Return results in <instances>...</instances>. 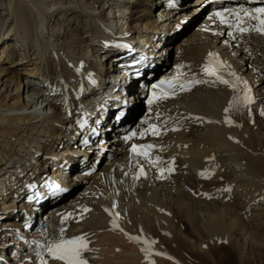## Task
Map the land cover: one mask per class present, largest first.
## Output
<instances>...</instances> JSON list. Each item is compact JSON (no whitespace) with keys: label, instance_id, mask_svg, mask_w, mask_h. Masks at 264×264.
Wrapping results in <instances>:
<instances>
[{"label":"bare ground","instance_id":"6f19581e","mask_svg":"<svg viewBox=\"0 0 264 264\" xmlns=\"http://www.w3.org/2000/svg\"><path fill=\"white\" fill-rule=\"evenodd\" d=\"M141 1V8L129 10V20L135 27L142 20L152 27L140 36L109 43L106 34L111 30L107 26L113 23L117 27L110 8L121 6L117 10L122 17L128 0H0V52L7 58L0 62V74L12 76L2 82V90L6 89L3 98L5 92L0 88V264H39L36 256L47 264H63L45 249L49 234L45 235L44 218L38 217L40 210L35 206L53 205L67 193V169L76 170L75 181L79 176L90 179L92 184L83 186V192L97 195L93 202L72 199L69 211L53 207L63 218L64 231L57 238L51 235L48 244L61 238L84 237L87 264H186L189 253L209 258L212 248L217 251L219 245L233 253L239 264L264 253V233L258 235L256 231L264 230V133L250 131L243 118L238 122L230 114L238 111L233 97L236 93L204 72L209 53H214L225 65L219 75L226 79L233 72L239 82L246 77L251 103L264 113V46H253L248 37L258 22L245 18L243 26L249 31L239 33L214 15L227 6L241 16L242 9L252 14L256 8H264V0H191L185 4L172 0L169 5L158 1L167 28L158 23L162 16L151 18L157 0ZM186 7L191 9L186 12ZM67 9L81 23L59 44L63 22L53 27L50 17ZM202 11L207 12L197 27L174 43L172 49L180 53L172 70L164 73L202 82L188 92L151 105L144 104L142 98L140 123L135 130H128V120L123 116L133 97L138 94L140 98L143 90L136 83L147 73L156 74L164 56L170 54L155 47L166 40L169 48L187 29L173 34L181 30L183 19L192 21ZM228 20L233 17L228 16ZM253 33L255 42L256 31ZM89 46L92 54L87 56L83 52ZM101 54L107 57L105 63L94 66ZM14 56L24 64L22 75L8 64L15 61ZM214 65L213 58L210 66ZM92 68L102 75L91 77ZM135 68L138 73L143 71L142 77L134 79L127 73ZM116 71L123 75L118 77ZM59 91L63 92L62 99L54 96ZM43 101L51 114L36 110ZM230 102L232 107L226 113ZM119 115L122 122L118 123L113 119ZM150 125H156L160 135L148 132L141 137ZM126 136L131 139L125 140ZM95 137L102 140L82 146L83 152L96 149L92 165L86 163V155L73 158L68 154L72 145L92 143ZM144 143L154 146L149 155L153 160L160 158L157 166L131 152L133 144ZM23 159L27 173L14 170ZM44 161L63 173L55 175L51 166L39 164ZM169 164L172 171L161 174L160 168L167 169ZM95 167L100 170L92 173ZM141 168L144 174L136 178ZM43 171L51 178L43 179ZM80 210H85L84 216ZM89 211L92 218H88ZM243 216L253 228L242 222ZM30 219L32 230H22ZM191 237L194 245L188 247ZM143 240L155 243L145 244ZM145 248L149 251H142ZM6 257L13 262L4 261Z\"/></svg>","mask_w":264,"mask_h":264},{"label":"rangeland","instance_id":"374dc122","mask_svg":"<svg viewBox=\"0 0 264 264\" xmlns=\"http://www.w3.org/2000/svg\"><path fill=\"white\" fill-rule=\"evenodd\" d=\"M124 0H121V2H123ZM129 1V3H126V5H125V14L124 15H122V17H120V14H119V11L117 10L118 9V7L120 8L121 6H115L114 8H110L111 10H112V21L113 22H115L116 23V25H117V27L112 23V24H110L111 25V27L110 26H107V28L108 29H110L111 30V33L109 32V33H107L106 34V38L108 39V41L107 42H109L110 43V41H113L114 40V42H116V43H121L122 41H125L126 39H128L129 37H130V39L131 38H133V37H136V36H140L143 32H144V30L145 29H148L147 27L148 26H151L152 27V25H150V24H148V23H146L144 20H142L140 23H139V25H137V27H135L134 25V23H133V21L132 20H129V16H130V14H129V10L130 9H138V8H141L140 6V3L141 4H143L144 2L143 1H138V4H137V0H128ZM159 0H157L156 2H157V4L156 5H154V7H158L159 8V6H161V4L162 3H160V4H158L159 2H158ZM189 1H191V0H183V2L181 3V4H185V3H187V2H189ZM127 2V1H126ZM140 5V6H139ZM153 7V8H154ZM160 9V8H159ZM191 9V7H186L185 9H184V11H189ZM107 10H109V9H107ZM107 12V11H106ZM207 11H202L201 13H200V15L199 16H197V17H195L194 19L192 18V17H188L187 19H193L192 21H188V20H186V19H183V21H182V24H183V22L185 21V23H184V25H182L181 24V30L179 29V30H177V31H175V32H173V34H177V33H181L182 32V29H184V28H187L180 36H179V38H177V39H175L170 45H169V48L167 47L168 46V42H165L164 43V45H162V43L163 42H161V45L157 48V46L155 47V50L157 51H161L163 54H165V53H167V52H170V54H168L167 56L165 55L164 56V59H163V62L162 63H160V65H159V67L157 68V70H156V74L158 73V72H160V71H165V72H162L161 74H163V73H167V72H169L170 70H172V68H173V65H174V62H175V58H176V54H179L180 53V50H177V52H176V54H175V51L172 49V47H173V45H174V43H177V42H180L181 41V39L184 37V35L185 34H187V33H189V32H191L194 28H196L197 27V25L199 24V22L203 19V17L205 16V13H206ZM61 13H63V14H61ZM74 15V13H71V10L70 9H67V10H65V11H60V12H58V13H54L50 18H52V23H53V27H59L60 26V24L63 22V24H62V28H61V30H60V38H59V44H61V42L63 41V40H66L67 39V37L69 36L68 34L71 32V30H72V28H74L76 25H78L79 23H81V19H79V18H76V17H74L73 16ZM73 16V17H72ZM123 16H124V19H123ZM152 19H158V18H156V16H154V11H153V15H152V17H151ZM62 19V20H61ZM70 21V23H68L67 21ZM166 20V19H165ZM123 22V23H122ZM163 22H165V21H163L162 20V24L161 25H164V26H166V28H167V25L168 24H163ZM68 24V25H67ZM191 24V26L189 27V25ZM189 27V28H188ZM70 28V29H69ZM139 29V31H136V30H138ZM170 28V27H169ZM133 30V31H132ZM140 31H142L140 34H137L138 32H140ZM133 32V33H132ZM254 30H252V32L250 31L249 32V34H248V32H247V34H248V37L251 39V41H252V43H253V46H254V44L256 45V46H258V47H260L261 45L262 46H264V44H262V42L264 41L263 39V37H264V34H262V33H258V31H256V33H255V36L257 37V38H255V42H254ZM22 35L23 36H25V33H24V31H22ZM183 36V37H182ZM11 38H16V37H11ZM154 41H162V39H154ZM10 42L13 44V43H15L16 41H15V39L14 40H10ZM18 44V43H17ZM166 46V48H168V49H163L164 47ZM179 52V53H178ZM84 54H87V56H89V55H91L92 54V50H91V47L89 46L88 47V49H87V52L85 51V52H83ZM179 56V55H178ZM15 58H17V56L15 57L14 56V60H15ZM106 58L107 57H104V55L103 54H101L100 56H97L96 57V59H97V61H95L96 63H95V65L94 66H99V65H101L102 63H105L104 61L106 60ZM99 59H102V62H100L99 61ZM3 60H4V62H5V60L7 61V58L5 57V53H1L0 52V62H3ZM25 61V60H24ZM23 61V62H24ZM8 63V62H7ZM9 65H12L11 67H13L14 69L13 70H15V69H17L16 71L19 73V75H22L23 74V72H24V70H23V66H24V64L22 63V61L20 62V61H18V59H16L14 62H12V63H8ZM25 64H27V62H25ZM106 69H109V68H106ZM118 69H121V68H118ZM117 69V70H118ZM91 70V73H90V75H91V77H94L95 79L97 78V77H99V76H101L102 74H100V73H98V72H95V71H93L94 70V68H92V69H90ZM21 72H22V74H21ZM47 72H48V70H47ZM118 71H116V75L119 77V76H122V75H120L121 74V72H119V73H117ZM245 73H247V71H244ZM95 74V75H94ZM6 76L8 77V76H10V78H12V76H11V74L10 73H3V74H0V88H1V92L3 93V92H5V90L6 89H3L2 90V88H3V81L5 80V78H6ZM227 77H229V76H227ZM231 77V78H230ZM229 78H226L227 80H229L230 82L231 81H233L234 80V78L232 77V76H230ZM120 78H122V77H120ZM35 79H37V78H35ZM243 79H244V81H243ZM243 79H241V82H239V81H237L236 82V87L235 88H232V87H230L229 85H228V87L229 88H231L232 89V91L234 92V94L235 95H233V97L234 96H236V97H234L235 98V102H237L238 103V109H236V110H238V111H236L235 113H230L231 115H233L234 114V118L239 122V120L241 121V119L243 118L244 119V122H245V124L246 125H248V127H249V129H250V131H255V132H261L262 134L264 133V118H263V116H264V114H262L261 115V113H263L262 111H258V110H256L254 107H253V104L251 105V104H247V103H245L244 101H243V97H244V95H245V87H246V85H247V78L246 77H243ZM22 80H24L23 78H22ZM239 83H241V84H239ZM138 84V82L136 83V85ZM249 84V83H248ZM250 85H251V83H250ZM263 85V83L261 84V86ZM53 89H55V88H51V89H49L50 91H54ZM254 90L256 89V88H253ZM237 91V92H236ZM61 91H59V92H57L54 96L55 97H57L58 96V98L59 99H62V97H63V92H61ZM53 93V92H52ZM239 93V94H238ZM5 94H6V92L5 93H3V95H1V98H3V96H5ZM61 95V96H59V95ZM25 91L23 92V98H25ZM137 95V97H133L134 99H132V101H133V103L130 105V106H128V110L125 112V114H124V116H123V118L125 117V119H124V121L125 120H128L126 123H128V130H135L136 128H137V126H138V124L140 123L139 122V119H140V117H141V114L143 113V111H144V109H143V103L141 102L142 101V97L141 98H139L138 97V94H136ZM242 97V98H241ZM251 97V96H250ZM130 98H132V97H130ZM236 98H240V100L238 99H236ZM4 100L5 99H3V102H4ZM240 102V103H239ZM243 102V103H242ZM46 104V102H42V104H37V106H36V110L37 111H39V112H41V111H47L48 112V115L49 114H51V112H52V110L51 109H47V107H43V105H45ZM236 103V104H237ZM79 106H80V104H79ZM255 109V110H254ZM10 112V111H9ZM18 113L17 111H11V113ZM239 112V113H238ZM240 112L242 113V115L240 116ZM258 114H257V113ZM259 115H260V117L261 118H259ZM102 117V116H101ZM119 118H122V115H119ZM259 119H260V121H259ZM114 121H118L117 120V116H115L114 117V119H113ZM247 121V122H246ZM258 127V128H257ZM261 127V128H260ZM97 141H100V140H102V139H100V138H97L96 139ZM40 141H43L42 140V138H40ZM97 141H93L92 143H89V146H91V145H93V144H96V142ZM94 146H96V145H94ZM78 147H79V145H78ZM78 147H70V149H69V151H70V153L68 152V154H71L72 155V157L73 158H79V157H81L82 158V156L84 155V154H86V156L85 157H87L88 158V160H86V163H89V165H92L93 163V161H94V157L96 156L95 155V152H96V149H94V150H90L89 152H83L82 150L80 151L79 149H76V148H78ZM103 148V147H102ZM76 149V150H75ZM72 150V151H71ZM92 151H93V153H92ZM26 152V150L25 151H23L22 153H25ZM88 153V154H87ZM89 153H91V154H89ZM81 155V156H80ZM84 157V156H83ZM18 159H21V158H18ZM38 160V159H37ZM88 161V162H87ZM17 162V160L15 161V163ZM32 162H33V164L35 165L36 163H35V161H33L32 160ZM39 162V161H38ZM14 163V164H15ZM102 163H103V161L100 163V166H99V168L101 167V165H102ZM39 164H43V165H46V166H51L52 167V164L50 163V162H48V161H44V162H40ZM23 166H25V161H24V159H23V161H21L18 165H16L15 167V169L14 170H16V171H19V172H23V173H27V172H25L24 171V169H23ZM96 167H97V164L95 165ZM57 167V166H56ZM94 168V170L92 171V173H95L96 171H99L97 168ZM44 168V166H41V169H43ZM97 169V170H96ZM53 171H56L57 172V174H55V175H58V174H61V173H63V171L62 170H60V171H57V168H55ZM76 171V170H75ZM73 172L74 171H72V172H69L68 174H67V178L69 179L68 181V183H69V186H68V188L66 189V191H67V193L65 194V195H63L62 197H61V199L57 202V203H55V204H53V205H50V206H47V207H45L39 214H38V217L39 218H44V224H43V229H44V231H45V235H47V234H49V237H46V245H48V240L50 239V237H51V235H52V237L53 238H57V235L59 236V234L61 233V229H62V220H63V218L60 216V214L58 213V210L57 209H55V208H53V207H60V208H62V209H65L66 211H69V210H71L72 209V207L70 208V206H68V204L71 202V200L72 199H76V198H83L84 200H87V201H89V202H93V200H94V198H95V195H97V193L96 192H94V193H87V192H83L84 190L82 189L83 188V186H86L87 185V183H88V185H91L92 184V182H91V180L90 179H88V178H85L84 176H79V177H77L78 179H79V181H75L76 179H74V177L76 176V174H73ZM3 173V172H2ZM1 173V174H2ZM43 173H45L44 175H43V179L45 178V177H47V178H51L50 177V175H48L46 172H44L43 171ZM1 174H0V176H1ZM7 174V173H6ZM8 175V174H7ZM54 175V176H55ZM4 176V175H3ZM56 177V176H55ZM80 177H84V178H80ZM46 178V179H47ZM76 178V177H75ZM48 180H51V179H48ZM48 183V182H47ZM1 186H3L2 184H1ZM72 190V191H71ZM100 196L102 197V198H106L107 199V196L105 195H102V194H100ZM93 197V198H92ZM55 209V210H51V209ZM67 208V209H66ZM69 208V209H68ZM49 210V211H48ZM81 212H84L85 210H80ZM88 211V210H87ZM45 212H46V214H45ZM90 212V211H89ZM89 212H87V213H89ZM7 213V212H6ZM80 213V212H79ZM83 214V216L85 215V212L84 213H82ZM93 215V213H89L88 214V218H92V215ZM239 216H241L240 215V213H239ZM38 217H37V219H38ZM242 222L244 223V224H246V225H250V224H248V222L246 221V219H245V216H243L242 217ZM253 225H250V228H253L252 227ZM184 228H186L185 227V225H184ZM187 233H189L188 232V229H186L185 230ZM257 231V233H258V235H260V233H264V230L262 229L261 230V228H259L258 230H256ZM264 235V234H263ZM262 235V236H263ZM56 236V237H55ZM261 236H258V238H260ZM192 238V240H190V241H192V244L191 243H188V247H190L191 245L193 246L194 245V243H193V237H191ZM189 241V242H190ZM216 250V249H215ZM213 248H212V252H210V254H209V258H208V255L207 256H197L196 254H192V253H189V256L188 257H186L185 259H184V262L186 263V264H239L238 262H237V257L235 256V255H233V253H229L228 252V250L225 248H222L220 245H219V247H217V251H215ZM220 250H221V252H220ZM262 251H264V250H262ZM219 253H220V255H219ZM3 254L0 252V257L2 256ZM10 255L8 254V257H9ZM202 257V258H201ZM5 258V257H4ZM35 258H37V261L39 262V264H41V261H39L40 260V258L38 257V256H36ZM39 259V260H38ZM230 260H232V263L230 262ZM4 261H6V262H13V260L12 259H8L7 257H6V259L4 260ZM37 261H35V262H37ZM37 262V263H38ZM244 264H264V253L262 254V255H260V256H254V258H251V259H249V260H247V261H245V263Z\"/></svg>","mask_w":264,"mask_h":264},{"label":"snow or ice","instance_id":"6c2138e0","mask_svg":"<svg viewBox=\"0 0 264 264\" xmlns=\"http://www.w3.org/2000/svg\"><path fill=\"white\" fill-rule=\"evenodd\" d=\"M243 12V16H241L240 12H236L235 10H230V9H224L223 11H217L214 15L219 18L221 23L227 24L228 27L232 28L235 32L239 33H244L246 31H249V27L243 26L245 24V18L248 19H254L258 23L255 25L254 30L258 31L262 34H264V8H256L254 13L250 14L247 10H241ZM227 13V16L225 15ZM228 16L233 17L232 21L228 20ZM229 35H232V32L228 33ZM209 63H206L204 65V72L207 75L210 76H215L216 80H218L220 83L229 85L232 88L236 87V82L239 81V77L236 76L235 73L229 72L228 74L234 78L233 81H229L227 79H224L223 76L219 75V69L225 67V65L219 61L218 57L214 53H209ZM215 59V65L210 66L212 63V59ZM180 66H178L179 68ZM179 77H174L172 80L168 81H161L160 85H153V88H160L159 93H154V99H149L148 103L149 105L153 104L156 102L157 99L163 100L168 97V92L166 89L162 88V85L168 84L170 87L173 86L175 81H178ZM202 81H190V84H195V83H200ZM179 88L181 90H188L186 85L184 83L179 84ZM239 99V98H237ZM243 101L245 103H251V97L247 94V88L245 87V95L243 97ZM232 107V102L229 104V108L225 109V112L227 113L229 109ZM264 114V113H262ZM226 122L231 123L230 120L227 119L226 117ZM148 132H151L152 135H160V131L156 125H150L148 129L142 131L140 133L141 137H143L145 134ZM132 135H135L133 133ZM131 139V136H126L125 140ZM154 146L151 144H145V145H132L131 152L136 155V156H142L145 159L148 160L150 164L153 166H157L158 163L160 162V158L156 157L155 160H153L150 155H149V150H151ZM172 171L171 164H169L167 169L160 168L161 174H163L165 171ZM143 169L141 168L138 176L143 175ZM113 208H115V204L113 205ZM107 211V209H106ZM118 217V213L116 214ZM64 219H67L65 217ZM63 223V220H62ZM113 227H118L116 224V220H113ZM64 229H61V232L63 233ZM130 239L133 240H142V237H130ZM143 243L145 244H150V243H155L154 241H147L143 240ZM46 251L48 255L53 259V260H58L62 261L63 264H87V261L83 258V252L87 250V243L85 242V238L82 236L74 237L72 239H63L61 238L59 241L48 244L45 246ZM142 251L148 252L149 249L145 248L142 249ZM41 264H47V261L42 260Z\"/></svg>","mask_w":264,"mask_h":264}]
</instances>
